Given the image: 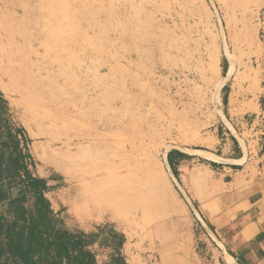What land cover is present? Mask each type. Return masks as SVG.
Here are the masks:
<instances>
[{
  "label": "rangeland",
  "instance_id": "1",
  "mask_svg": "<svg viewBox=\"0 0 264 264\" xmlns=\"http://www.w3.org/2000/svg\"><path fill=\"white\" fill-rule=\"evenodd\" d=\"M69 4L71 18L63 20L53 0H0V89L14 121L31 140L36 173L49 179L47 196L65 225L89 232L108 224L132 243L147 247L149 227L166 220V210L168 215L180 200L196 221L194 203L166 161L168 150L179 144L194 146L197 136L214 130L224 132V124L231 123L227 109L243 92L249 110H254L255 101L264 109V0H69ZM78 15L82 23L95 21L96 28L83 32ZM35 17L43 21L47 40L58 38L61 26L69 29L60 41L69 54L63 63L57 62V70L65 75L69 67L71 83L79 90L71 97L78 102L56 93L61 97L54 128L48 118L36 119L28 95L17 88L19 22L27 18L33 23ZM128 30L137 37L131 46L120 36ZM49 70L46 64L39 68L42 79ZM105 88L116 103L126 105L120 108L110 102L115 117L102 100ZM80 91L86 98H98L91 102ZM92 106L103 122L91 118ZM116 117L124 120L129 132L121 138L134 141V150L119 149L122 155L134 151L130 194L120 180L122 155L97 135ZM86 128L97 133L87 142L83 139L81 147L89 160L76 168L73 152L71 157L66 154L69 158L61 146L72 148L74 130ZM82 168L90 175L86 171L82 175ZM115 169L118 175L108 173ZM144 248L141 251L147 252ZM93 249L97 264H108L110 250Z\"/></svg>",
  "mask_w": 264,
  "mask_h": 264
},
{
  "label": "crops",
  "instance_id": "2",
  "mask_svg": "<svg viewBox=\"0 0 264 264\" xmlns=\"http://www.w3.org/2000/svg\"><path fill=\"white\" fill-rule=\"evenodd\" d=\"M246 97L227 109L224 132L197 136L194 146H173L165 156L205 230L196 232L180 200L149 227L147 247L125 236L123 264H264V109L255 101L249 110Z\"/></svg>",
  "mask_w": 264,
  "mask_h": 264
},
{
  "label": "trees",
  "instance_id": "3",
  "mask_svg": "<svg viewBox=\"0 0 264 264\" xmlns=\"http://www.w3.org/2000/svg\"><path fill=\"white\" fill-rule=\"evenodd\" d=\"M31 140L0 91V264H97L93 247L123 264L122 233L108 224L68 228L47 196L49 179L36 173Z\"/></svg>",
  "mask_w": 264,
  "mask_h": 264
},
{
  "label": "bare ground",
  "instance_id": "4",
  "mask_svg": "<svg viewBox=\"0 0 264 264\" xmlns=\"http://www.w3.org/2000/svg\"><path fill=\"white\" fill-rule=\"evenodd\" d=\"M53 3L55 5V10L57 9L61 13V15L63 16V20H65V19L70 20V18H71V11H70L71 9L70 8L71 7L69 4V0H53ZM77 22L79 24H81V27L84 28V29L82 28L83 32H89V31H92L96 28L95 27V21H93L92 19L86 20L84 23H82L80 15H78V17H77ZM82 24H83V26H82ZM19 25H20V34H21L20 36L22 37V45H21V50H20L21 54H20L19 58L14 60V62L16 64L15 67L18 70L17 82L21 81L20 85L17 88L19 91L24 92L25 94L28 95V102L31 104V107H32L31 110L33 111V113L37 117L36 119L38 120L39 117L42 119L48 118L49 120L52 121V126L54 128L55 127L54 122H55V119H57V116H55L54 112L56 111V108L59 104L58 101L60 100V97H61L60 96L58 98V96H56V93L57 94L61 93L62 95L67 94V95H69L70 101L78 102L76 99L71 97V95H73L74 90H77V91H79V90L77 88H75L73 86V84L71 83L72 76L69 75V67L65 68V71H66L65 75H63L62 72H59L57 70V62L63 63V60L69 54L68 47H64V46H62V44L60 45V41L61 42L63 41L65 36L69 33V29H65V28H63V26H61L62 32L59 34V37L56 38V36H55V38H53L51 40H49V39L47 40V37L44 34L46 31H45V28L43 27V25H44L43 21L38 20L37 17L34 18L33 23H32V21L29 22L27 20V18H24V19L22 18L21 21L19 22ZM117 25H118V23H117ZM118 29L120 30V27ZM121 32H120L121 38L128 40L129 46H131L132 43L134 44L136 42L137 37L135 36V34L133 32H131L129 30L127 32H122V33ZM98 45H99V42H98ZM129 46H127V47H129ZM48 49L51 50L50 57L47 56V50ZM39 50H43V53L40 54ZM44 64H46L47 67L50 68V70L48 72V75L46 77H44V79H42L41 72L39 71V68ZM65 71H63V72H65ZM94 83H96V82H94ZM107 89L108 88H105L106 95H105V98L102 100H104L103 102L105 103V105L108 108H110L109 111H111L113 116L115 117L116 115H115V113H113L114 110L111 108L110 102L114 101V105H119L120 108H126V105L123 104L122 102H120V104H119V102L116 103L115 96L113 95L112 92H110V93L107 92L106 91ZM83 93L84 92L80 91V95L82 94L81 97L85 98L87 100H90L91 102H94L95 101L94 99L98 98L97 96L95 98H88V97L86 98L85 96H83ZM49 111H52L53 113L49 112ZM89 113H92L91 118L93 120H95L97 123L100 122L101 114H100L99 110L96 109V111H95V109L92 106L91 111ZM113 116H112V118H113ZM85 118H87V116ZM89 121H92V120H89ZM123 121H124L123 119L116 117V118H114L113 124L111 121L110 125L105 126L108 129L104 130L102 128L101 131H99L98 133L96 132L98 137L100 139L105 140L110 145L111 149H113L119 155L121 154L120 150H119L121 147L122 148L132 147L134 150V147H133L134 141L132 142L131 140L126 139L127 136L129 135V132L126 129V127L123 126V124H122ZM92 122H94V121H92ZM92 133L94 134V136L96 135V133H94V131H90L88 128L83 129V130L82 129H75L74 130V138L76 139V141L73 143L72 148L61 146L64 148L65 155L68 153L71 157L72 156L71 152H73V156L76 157L75 160L78 161L77 164H74V167H76V168H80L83 165V160L85 162H87L89 160V157H87V155H86V149H82L81 146H82V143L84 144V141H86V138L91 136ZM121 134H123V135H121ZM121 136H125L126 138L125 139L121 138ZM106 137H107V139H106ZM56 138H57V136H56ZM83 139H84V141H83ZM103 140H102V142H103ZM53 152L56 154V151H54V149H53ZM66 156H68V155H66ZM134 157H135L134 151H132V153L130 155H127V154L122 155L121 161L124 160L125 164H121V166L119 167L120 173L123 174V175H121L120 180L122 181V178H123L122 184H123L125 191L128 194H130L131 191L133 192V190H134L133 189V177L131 175L132 170L129 167V163L132 160H134ZM54 159L57 160L55 157H54ZM111 159H112V157L109 158V161H108L109 163L112 161ZM108 162H107V164H109ZM80 164H81V166H80ZM126 164H127V166H126ZM139 168L140 167H137V169L136 168L135 169L139 170ZM82 169H80L79 171L82 172V175H84V173H85L84 171H86L85 169H87V168H82ZM116 170H118V169L111 170L108 173L111 172L113 174V176L118 175L119 173ZM141 173H145V172H141ZM85 174L90 175V172L86 171ZM100 179L101 178L98 177L97 180H100ZM80 181H81V179H80ZM87 184H88V182L85 183V186ZM86 189L88 191L90 189V185H87Z\"/></svg>",
  "mask_w": 264,
  "mask_h": 264
},
{
  "label": "built area",
  "instance_id": "5",
  "mask_svg": "<svg viewBox=\"0 0 264 264\" xmlns=\"http://www.w3.org/2000/svg\"><path fill=\"white\" fill-rule=\"evenodd\" d=\"M193 212H194L195 219H196L195 228L200 230V233H202L205 230V226H204L203 222L201 221V219L196 214V211L194 208H193ZM196 249L199 252V255L201 256V258L206 259L207 249H206L205 245L203 243H201L200 240L197 241Z\"/></svg>",
  "mask_w": 264,
  "mask_h": 264
}]
</instances>
